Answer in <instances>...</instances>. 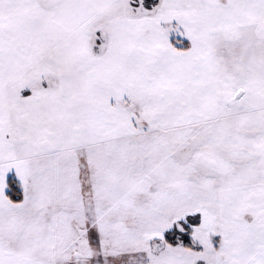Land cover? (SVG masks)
Returning <instances> with one entry per match:
<instances>
[{"label": "snow or ice", "instance_id": "6c2138e0", "mask_svg": "<svg viewBox=\"0 0 264 264\" xmlns=\"http://www.w3.org/2000/svg\"><path fill=\"white\" fill-rule=\"evenodd\" d=\"M0 264H264V0H0Z\"/></svg>", "mask_w": 264, "mask_h": 264}]
</instances>
